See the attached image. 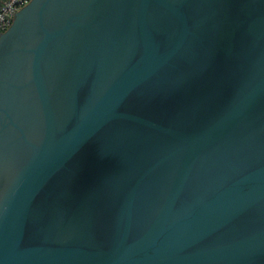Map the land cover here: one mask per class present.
Here are the masks:
<instances>
[{"label": "water", "instance_id": "95a60500", "mask_svg": "<svg viewBox=\"0 0 264 264\" xmlns=\"http://www.w3.org/2000/svg\"><path fill=\"white\" fill-rule=\"evenodd\" d=\"M0 264H264V0L21 7Z\"/></svg>", "mask_w": 264, "mask_h": 264}, {"label": "built area", "instance_id": "2783aa9c", "mask_svg": "<svg viewBox=\"0 0 264 264\" xmlns=\"http://www.w3.org/2000/svg\"><path fill=\"white\" fill-rule=\"evenodd\" d=\"M30 0H0V33L12 23L15 13Z\"/></svg>", "mask_w": 264, "mask_h": 264}, {"label": "snow or ice", "instance_id": "6c2138e0", "mask_svg": "<svg viewBox=\"0 0 264 264\" xmlns=\"http://www.w3.org/2000/svg\"><path fill=\"white\" fill-rule=\"evenodd\" d=\"M94 215H95V217L97 218L98 221L102 220V218H103L102 211H100V210H96L94 212Z\"/></svg>", "mask_w": 264, "mask_h": 264}]
</instances>
